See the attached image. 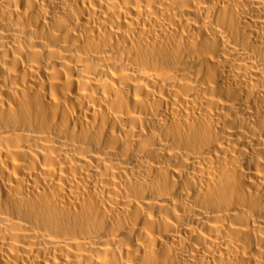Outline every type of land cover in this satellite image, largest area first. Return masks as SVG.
I'll return each instance as SVG.
<instances>
[{"label":"bare ground","instance_id":"bare-ground-1","mask_svg":"<svg viewBox=\"0 0 264 264\" xmlns=\"http://www.w3.org/2000/svg\"><path fill=\"white\" fill-rule=\"evenodd\" d=\"M0 264H264V0H0Z\"/></svg>","mask_w":264,"mask_h":264}]
</instances>
